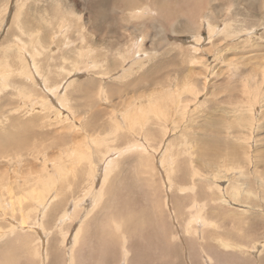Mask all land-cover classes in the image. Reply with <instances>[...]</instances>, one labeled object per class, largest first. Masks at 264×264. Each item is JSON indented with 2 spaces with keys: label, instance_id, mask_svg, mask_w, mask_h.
<instances>
[{
  "label": "rangeland",
  "instance_id": "obj_1",
  "mask_svg": "<svg viewBox=\"0 0 264 264\" xmlns=\"http://www.w3.org/2000/svg\"><path fill=\"white\" fill-rule=\"evenodd\" d=\"M207 14L214 27L224 29L225 22L232 21V28H237L239 34L233 29L229 30L228 36L219 32L210 37L205 21ZM166 23L170 24V28ZM17 25L25 32L21 33ZM134 25L138 27L134 28ZM197 38L200 39L198 43ZM36 40L43 44L38 55L42 60L41 65L46 68L47 63H51L56 74L49 81L59 83L56 94L45 89L42 78L36 72L38 81L28 78L24 81L17 73L12 76V65L20 66L16 62L19 60L17 42L22 45L23 42L29 44ZM57 46L63 47L58 56L49 58L56 55ZM87 49L91 50L89 57H81L80 54ZM27 56L28 61L32 62L30 55ZM82 58L85 62L68 76L67 70ZM136 58H140V61ZM31 66L35 71L33 64ZM186 84L195 87L198 97L183 93ZM18 90H36L38 95L25 98ZM166 92L179 97L183 95L184 106L148 107L147 97H157L163 103ZM60 95L67 97V105H62ZM42 96L50 100L51 107L36 104V109L31 110V105L36 102L31 98L40 99ZM138 105V113L146 116V124L144 130L136 133L143 135L152 149L148 150L149 153L144 151L147 157L143 155V161L136 154L139 150L131 147V142L136 140L132 133L127 132V127L123 125L116 128V120L127 115L131 107L136 112ZM164 120L172 121L168 129H163ZM27 122L31 133L34 132V138L31 136L24 140L27 149L21 152L4 135L9 136L7 133L18 129L23 131L22 124ZM85 123L88 124L86 128L83 127ZM122 123L123 120L120 121ZM114 130H117L118 137L112 135ZM165 130L168 131L165 133ZM0 135V146L12 153L8 159L5 155L0 156L3 157L0 159V262L12 264L13 255L18 264H34L35 246L30 242L38 233H31L33 235L25 249L21 246V240L26 233L16 231L12 234L9 229L11 225L13 229L30 226L26 209L32 213L37 206L46 205L44 213L40 212V208L36 209L31 222L38 215L48 228V234L54 232L52 244L56 246L52 253L61 249L63 238L58 227L65 223L64 220H67L66 227L63 226L64 232L69 229L67 241L72 239L74 229L83 224V208L73 219H67L69 216L58 219L66 205L73 211V204L69 203L71 200L87 199L83 193L92 174L89 173V166L87 163L72 165L64 157L69 148L79 144L87 149L92 145L93 149H90L94 150L99 168L102 156L106 158L111 153L108 163L113 157L119 159L117 168L105 185L104 199L109 198L110 202L105 204V209H99L104 212L96 215L91 225L88 224L90 243L93 244L83 251L81 260L98 259L107 248L114 251L111 240V237H116L112 231L113 220L120 218L124 224L122 228L126 230V220L130 216L143 222L139 231L129 233V245L134 256L138 257L136 261L142 262L147 255L151 256L147 259L164 260L165 252L158 250L167 243H175V255H180L181 224L173 218L169 219L167 207V224L163 226L160 220V204L162 201L164 203V193L169 190L164 184V175L169 174L174 184L175 208L182 216V224L186 219L183 217L188 216L192 194H196L200 203L223 207V210L206 209L210 226L204 230L216 229L220 232L223 230L219 228L220 225L232 227L235 224L232 231L244 234L251 226L249 235L245 237H252L258 247L256 255L264 260V0H0ZM94 137L100 141L107 139L106 145H93ZM7 145L8 148L10 145L14 147L8 149ZM30 148H34L31 154L27 151ZM112 148L114 151L110 152ZM101 149H109V153L103 155L99 153ZM39 150H44V153L41 154ZM45 154L47 158L55 160L53 174H58L60 162L72 165L69 167L71 169L54 181L48 176L50 168L44 170L41 163ZM15 155L21 157L20 160H14L12 157ZM61 157L64 158L56 160ZM168 160L172 163L170 172L166 167ZM19 163L22 164L21 170L20 167L15 170ZM194 166L199 168L200 175L192 178L190 175ZM102 169L103 166L97 173L95 186L102 181ZM151 174L156 186L145 184L146 177ZM43 177L53 184L46 191L36 189L34 185V178ZM214 178L217 183L211 188L210 182H214ZM182 182L183 186L194 190L181 194L177 184ZM218 191H222V195L232 196L236 204L211 201V196H218ZM81 205L88 206V202ZM19 207L24 210L20 211ZM102 226L106 232L110 229L107 238L109 244L104 245L106 237L101 234ZM160 230H165L167 234ZM173 233L178 238L173 239ZM45 237L42 235V238ZM6 239L12 245L4 244ZM224 239L231 244L235 242L232 235ZM215 241L213 243L224 251L231 248L220 244L218 239ZM48 245L49 242L45 247L48 248ZM191 248L194 252L199 250L193 243ZM95 250L99 255L95 254ZM8 253L10 257L6 256ZM119 256L121 248L117 246L113 264L119 262ZM67 257L66 253L59 256L61 264L65 263ZM220 264H235V260Z\"/></svg>",
  "mask_w": 264,
  "mask_h": 264
},
{
  "label": "bare ground",
  "instance_id": "obj_2",
  "mask_svg": "<svg viewBox=\"0 0 264 264\" xmlns=\"http://www.w3.org/2000/svg\"><path fill=\"white\" fill-rule=\"evenodd\" d=\"M204 1H206V0H204ZM210 1L211 0H209V2ZM182 3H184V2H182ZM207 3H208V1H207ZM192 7H193V4H192ZM205 8H206V6H205ZM119 10H121V9H119ZM160 10H159V12H161ZM184 10L185 9H183V11ZM198 10H199V8H198ZM199 12H201V11H199ZM177 13H179V12L177 11ZM204 13L206 14V12H204ZM187 14H188V12H187ZM227 14H228V12H227ZM160 16H161V13H160ZM232 16H234V15H232ZM17 17H18V15H17ZM205 17L207 18V20H205V21L207 22V25H208L207 27H208V31H209L210 37L214 33H219V32H221V33H223V34H225V35L228 36L229 30H233V29H234V31H236V33H238V31H237L238 29L237 28L236 29L235 28H232V21H226L225 22V28L224 29H222V28L220 29V26L216 28V27L213 26L215 24H211L210 23L211 20L208 19L209 18V14H207ZM202 19H203V17H202ZM166 21L167 22H170V21H168V19ZM62 23H65V22L62 21ZM169 25L170 24H167V26H169ZM235 25H236V23H235ZM17 26L19 27V31H21V33H24L25 32L23 29H21L22 27L20 25H17ZM135 26L138 27L137 25H134V28H136ZM188 27H189L188 29H190V26H188ZM198 27H200V26H198ZM169 28H170V26H169ZM195 28H196V26H195ZM250 28L247 27V29H250ZM172 29H174V28H172ZM59 30H61V29H59ZM155 32H157V31H155ZM166 32L167 31H165L164 34H166ZM17 34L19 35V33H17ZM65 37L66 36L64 34V38ZM34 38H35V36H34ZM197 41H200V39L197 38L196 39V42ZM17 44L19 45L18 46V49L19 50H18V54H17V58L19 60H17L16 62L17 63H20V66H17V64L16 65H12V76H14V74L17 73L19 76L22 77V79L24 81H25L26 78H28L29 80H37L38 81V79H37V77L35 75V72H36L37 75H38V77H41L42 78L45 89L47 91H49V92L50 91L53 92V94H56L55 92H57L59 90V86H58L59 83H49V81L52 78H55V77H53V75H56V74H54L55 72L53 70V67H52L51 63H49L47 61V59H46L45 61L48 62V63H47V67L45 68L44 65H41V61L42 60H40L39 59V56H38L41 53L40 50H42L41 49V47L43 45L42 42L40 40H36V41H31L29 44H27L25 42H23L22 45H20L19 42H17ZM30 44H33V45H30ZM37 45L39 47L41 46L40 49L37 47ZM195 47H196V45H195ZM62 48H63L62 46H57V48H56V51H57L56 55H52L49 58H56L58 56V52L61 51ZM90 51H91L90 49H87L82 54H80V56L83 57V58L86 56L88 58L89 55H90L89 54ZM79 53H81V50H80ZM27 54L30 55L29 57L31 58V61L32 62H29L28 61ZM83 58L81 59V61H77L76 63H74V61H73L74 64L72 65V68L69 69V70H67L68 76L72 72H74L77 69V67L80 66V64H82L83 62H85L83 60ZM136 59L138 61H140V58H136ZM32 64H33V66L35 68V71L32 69L33 68L31 66ZM97 66L99 67V65H97ZM62 68H63V65H62ZM79 69L80 68H78V70ZM196 82H198V81H196ZM182 91H183V93H187L188 92L189 94L198 97V92L195 89V87H192L189 84H186L184 86V89ZM18 93L21 96H23V97L25 96V98H26V96H29L30 97L31 95H34V94L38 95V93L36 92V90H30L28 92H26V91L25 92H22L21 90H18ZM166 95L167 96L165 98H163L164 99L163 100V103L157 97H147V99H146V102L147 103L146 104L149 105L148 107L150 109L153 108L154 106L159 109L160 107H162V105H164V106L172 105V106H176L178 108L184 106V103H183V95L181 97H179L176 94L170 93V92H166ZM61 98H63V100H61ZM31 99L33 101L36 100V102H34V104L31 105V108H30L31 110H35L36 109V106H35L36 104H42L45 108L51 107V105H50L51 103L49 102L50 100H48L47 97H45V96H42L40 99L39 98H31ZM65 99H67L66 96H63V95H60L59 96V100L62 103V105H67L68 104V100L66 102ZM25 104H27V101L25 102ZM139 106L140 105H138V107H137V111H136L137 113L135 112V108L131 107V109L128 111V114L127 115H125L121 119L119 118L120 120H116V128L117 129L122 128V125H123V126H126L127 127L125 129L127 132H131L132 133V135L136 138V140H133L131 142V147L134 148L135 151L139 150L136 154L138 155V158L143 161L144 160L143 155L145 154V152H148L149 153L148 150L151 151L152 149L148 145V140L146 138H144L143 135H140L139 133H136L137 131L144 130V126L146 124V122H145L146 116L143 115V114H141V113H138L139 112ZM59 112L60 111H58L57 113H59ZM249 119H250V117H249ZM121 120H123V123L122 124H120V121ZM159 121H161V118H160ZM163 122H164L163 129H168L170 127L171 123H172V121H170V120H164ZM86 126H88L87 123L83 124V127L84 128H86ZM29 127H30L29 126V122H27L26 124H22V128L21 129H23V131H21V130L18 129L16 131H13L12 133L9 132V133H7V134H9V136H7V135L5 136L4 135V138H6V140L8 139L9 141H12V145H14L15 147L19 148L20 149L19 151H21V152L23 150L26 151L27 144H26V142L24 140H28L27 137L30 138L33 135V133H34V132L31 133V131H30L31 129L29 130ZM243 127H246V126H243ZM148 131H151V130L148 129ZM167 131L168 130H165V133ZM112 135H114L115 137H118L117 130L112 131ZM166 135H168V133ZM32 137L34 138V136H32ZM42 138H40V139H42ZM6 140H4V141H6ZM106 141H107V139H103L102 141H100V139L98 137H94L92 143H93V145L95 144V146H97V143H101L103 145H106V144H104ZM91 146H89V148L87 149V148H85L84 145L80 146V144H79L75 148L74 147L73 148H69L65 152V156H64V157H67V160L70 161L72 165H78V164H81V163H87V165L90 168L89 169V173L92 172L91 178L89 180V185L87 187H85V189L88 192H86V190H85L86 193L85 192L83 193L84 196H87V199H82L81 198V199H78V200H71V202H69V203L73 204V211L69 210L68 207H66L67 206L66 205L65 208L61 211L62 215L60 217H58V219H62V216L63 217L64 216H69V218H67V219H70V218L73 219L75 215L78 216V213L80 212V210L82 208L84 209V217H83L84 221H83V224L77 226L78 228H75L74 229V233H73L72 239H70L68 241L66 240V233L69 231V229L66 230V232H64L63 226L66 227V221H67V220H64L65 223L63 225H61L59 227L57 226L58 228H60L59 231H60L61 236L63 238L62 245H61V249H59L57 251V253H52V250L56 246V245H53L52 244V238H53L52 237V234L54 232H52L51 235L48 234V228L45 226V224L43 223V221H40V218L41 217L40 216L38 217V215H35L34 220H33L34 222H31L32 214H35L36 213V209L40 208L41 209L40 212L43 211V213H44L45 208H46V205L37 206L36 209L34 210L35 212L32 211V213H31V211L29 209H26L25 210L26 213H27L28 218L30 219L29 220L30 226H23V227L18 226V227L14 228V229H13L12 225H11V227H9V229L12 230V231H10L12 234L14 232H16V231L18 233H26V235H24L25 237L22 238V240H21L22 241L21 242V246H22V248H25V249L27 248L26 245L28 243V240H30L31 237H32L31 235H33L31 233L32 232L33 233L34 232H37L38 233L37 236L36 235L33 236V238L36 236L34 238V241L30 242V244H34V246H35V253H34V256H33L34 257V262H33L34 264H35V262H36V264H61L62 262L60 261L61 258L59 259V256L62 257V255L64 256L65 253L68 254V257L66 258V260H64L65 261L64 264H67L68 263V260H69V264H88V263L89 264H113V262L115 260V249H116L117 246L121 248V256H119V259H118L119 262L117 264H220V263H224V261L225 262H228L230 259H234L235 260V264H251V263H254V264H264L263 258L262 257H259V255H256V251H257L258 247L256 246L255 243H253V240L251 239L252 237L250 239H247L245 237L246 235H249V231L251 230V226H249L246 229V231H245L244 234H239V233L238 234H235L232 231V229H233V227H234L235 224L232 225V227H228L225 224L224 225H220L219 228H221V227L223 228V230L220 231V232H219V230H216V229H214V230H208V231H206V230L203 229V228H205L207 226H210V224L207 221V213H206L207 210L206 209L212 208V209H220V210H223V207L221 205H218L216 207H213V206H209L206 202L200 203V202L197 201V199L195 197L196 194L195 195L192 194L193 198L190 200V205H189L188 211H187V215L188 216L187 217H183V218H186V219H185L184 224H182L183 223L182 216L178 213L179 210L176 211L175 201L173 200L174 193L172 192V189H173V185L174 184H173V182L170 179L171 178L170 174L168 176H165L164 175V179H165L164 184L166 183V187L169 188V190H167L168 193H166V194L164 193V197H165L164 203L162 201V203L160 204V208L158 206L159 205L158 204L159 201L156 202V204H157V206H158V208H159V210L161 212V215H162L161 216L162 219H160V220L162 221V225L163 226L165 224H167V221L169 219H171V218L177 220L181 224V226H182V228L180 227L181 228V231H180V234H179L180 235V240H181L182 243H181V245L178 244L179 245L178 248L180 250V255L178 253L175 255V247L177 246V245L175 246V243H170V244L167 243V246H165V247H163V248H161V249L158 250L159 252H165V256L166 257L164 256L165 257L164 260L163 259H147L146 257H151L150 255H147L146 257H143L142 262L136 261L138 257H137V255L134 256L135 255L133 253L134 251L131 250L130 245H129V239H130L129 238V233H132L134 230L139 231V229L142 226V223L143 222L141 223L140 218L134 220V219L131 218V216L130 217L128 216L129 218H127V220H126L127 221L126 230L122 228V226L124 224H123V222H122V220L120 218L116 217L113 220L114 227H113L112 231L114 230L113 232H115L116 237H111V240H112L113 248H115L114 251H111L109 248H107L105 250V252L102 253L103 256L102 257L99 256L98 259H95V260L91 259L89 261L81 260L80 257L81 256L83 257V254H84L83 251L87 250V248L90 247L93 244V242L90 243L91 239H90V235H89L90 234V226L89 225H91V221L96 217V215L101 214V213L104 212L102 210L101 211H98V210L99 209H105L106 208L105 207V204H108V202H110V199L109 198L106 201L104 199L105 198L104 197L105 196L104 195L105 185H106L107 181L110 179V176L113 173V171L117 168L118 161H119L118 158L113 157L111 159V161L108 163L107 162V159L111 155V153H109V149H106L105 151H103V149L100 150L99 153H103V155H105L108 152L110 155L109 156H106V158L103 157V156L100 158V161L102 160L101 161V163H102L101 164V167L103 166V169H102L103 177H102V181H101L100 185H98V186L96 185L95 186V184H96V176H97L98 171L101 169V167L99 168L98 167L99 165L96 163L97 161H95V160H97V157L93 153L94 150H92L93 148ZM151 146L153 147L152 144H151ZM10 147H12V146L10 145ZM10 147L8 148V145H7V148L8 149H11ZM90 147L92 149H90ZM35 148L38 149L37 146ZM30 149H28L27 151H30L29 153L31 154V151H33L34 148L31 149V150ZM39 151L41 152V154L44 153V150H39ZM45 151H47V150H45ZM113 151H114V148H112L110 150V152H113ZM35 152H37V150ZM119 153L120 152L118 151L117 156L119 155ZM2 155H5L7 157V159H8V157L10 155H12V153L6 152L4 150V148L0 146V156H2ZM44 156H45V158L42 160L41 163L44 166V170H47L48 168H50V170L48 172V174H49L48 176H50L54 181H57L58 178L61 175L66 174L67 171L69 169H71L69 167H71L72 165L71 166H67V164H63L62 162H60L59 165H58V174H53L52 172H53V169H54L55 160H51L50 158H47V154H45ZM144 156L147 157L146 155H144ZM38 157H37V160L39 161L40 158H38ZM64 157L58 158L56 160L63 159ZM2 158H0V159H2ZM12 158H14V160H16V159H19L20 160L21 157L19 158L18 156L15 155ZM52 161H53V163H52ZM142 161H141V164H142ZM104 162H105V166L103 165ZM15 163H16V161H15ZM20 163L16 165L15 170H18L19 167H20V170H21V167H22L21 165L22 164L20 165ZM96 165H98V166H96ZM146 167H147V165H146ZM166 167H167V171L170 172L169 171V168L172 167V163H171L170 160L167 161ZM196 168L197 167L194 166L193 169H192V173L190 175V176H192V178L200 175V172L198 170L199 168L198 169H196ZM12 169H13L12 171H14V168L13 167H12ZM72 170H73V168H72ZM17 172L18 171L14 172V173H17ZM86 172H87V170H86ZM28 173H32V172L31 171H28ZM43 173H42V175H43ZM45 174H47V173L45 172ZM99 176H100V174H99ZM101 176H102V174H101ZM217 177H218V175H217ZM45 178L46 177H43L42 178L43 180L42 179H38V178H34V183H35L34 185H35V188L36 189L40 188L43 191H46V188L47 187L53 186V184H50V180L49 181H46L47 178L46 179ZM182 183H180V184H177L176 183L177 184V187H178V190L180 191L181 194L188 193L189 192L188 190H191V189L194 190V188H190L189 186H183L184 183L183 184ZM215 183H217V181L214 178V182H210V187L211 188L215 187ZM145 184L147 186H154V185L156 186V183L154 181V177H153L152 174L149 177H146ZM9 185H10V182H9ZM16 185H18V184H16ZM164 189H165V186H164ZM230 189H232V187H230ZM158 190H160V189H158ZM236 191L238 192V189L237 188H236ZM221 192L218 191L219 194L216 197H212L211 196V198H210L211 201L213 200V201H215V202L217 201V203H219V200H221L226 205H228V203L233 204V205L236 204V202L232 199V196L230 197V196L222 195ZM238 193H240V192H238ZM159 194H161V193H159ZM51 195L52 194H50V198H51ZM88 195H89V198H88ZM208 195H209V193H208ZM158 199H159V197L156 198V200H158ZM86 201L88 202V206L87 205H85V206L81 205V203H84ZM108 206H110V205H108ZM50 207H49V209H50ZM96 207H97V211H95V208ZM166 207L169 210V219H166V215H165V209H166ZM226 208H224V209H226ZM19 209H20V211H23L24 210V208H22V207H19ZM113 212H114V210H113ZM232 213H233V211H232ZM12 215H13V210H12ZM157 215H159V214H157ZM102 216H103V214H102ZM54 222L56 224V221H54ZM158 224H161V223L158 222ZM94 225H96V224H94ZM212 225H215V222H212ZM237 225H239V223ZM86 227H88V228H86ZM154 229H155V227H154ZM109 230H108V232H106L105 229H104V227L103 226L101 227V234L106 237V238H104V245L107 242H108V244L110 242L109 239L107 240V238L109 236ZM160 231L161 232L163 231L162 233L167 234L165 230H160ZM181 232H182V235H181ZM42 235H45L46 237L45 238H42ZM228 235L229 236L230 235L233 236V239L235 241L234 244H231L230 242H228L227 240L224 239V237L225 236H228ZM176 237L178 238V236H175V234L173 233V239H176ZM245 238H246V240H245ZM215 239H218L221 242L220 244H225V246H227V247H230L231 246V248L225 249V251H224V249H222V247L220 248L219 245H215L213 243V240L215 241ZM48 242H49V245H48V248H46L45 245L48 244ZM192 243H193V245H195V246H197L199 248L198 251H196V252L192 251V248H191ZM215 243H217V242L215 241ZM4 244H8L10 246V245H12V242H10L8 239H6L5 242H4ZM233 246H236V247H239V248H234ZM44 247L46 249V254H45ZM101 247H103V246H101ZM9 249H11V248H8L7 250H9ZM9 252H11V251H9ZM95 254L96 255H99L97 253V251H96ZM174 255H175V257H174ZM6 256H9L10 257L11 254L8 253ZM35 257H36V259H35ZM0 264H10V263L7 262V261H1ZM12 264H18V261H17L16 256H13V255H12Z\"/></svg>",
  "mask_w": 264,
  "mask_h": 264
}]
</instances>
